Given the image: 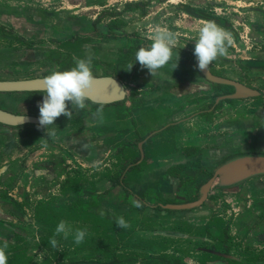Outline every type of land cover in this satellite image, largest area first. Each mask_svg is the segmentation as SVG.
Wrapping results in <instances>:
<instances>
[{"label": "rangeland", "instance_id": "rangeland-1", "mask_svg": "<svg viewBox=\"0 0 264 264\" xmlns=\"http://www.w3.org/2000/svg\"><path fill=\"white\" fill-rule=\"evenodd\" d=\"M212 11L215 10L211 8V5L204 4L202 0H0V17L5 15L22 17L25 20L23 36L28 40H38V46L42 48H50L52 46L49 43L50 40H66L75 35L82 37L80 44L66 45V47H69L67 50L62 45L59 53L63 54L62 57L67 62L75 61L77 58L85 59L89 54L92 55V58L96 55L100 59L97 53L98 50L103 52L106 50L109 54H114V57H101V59L108 64L109 68L112 66L120 68L119 72L121 70L123 73L121 81L127 89H130L129 95L136 97L133 108L141 112H155L154 110H156L160 115L163 114L161 113L162 110L169 109L165 107L168 101L165 93L170 86H179V83L182 85L180 86L182 89H186L191 84H205L207 86L206 90H197V92L186 95V97L185 94L181 96V101L176 102L173 106L174 110L170 109L171 111L179 110L183 105L189 107L191 102V106L202 105L203 109H206L210 106L205 105L206 96L211 98L219 94L231 93L232 89L208 84L192 70L191 73L184 72V79H178L175 81L176 84H170L168 81L164 82L163 77H158L159 75L162 76L163 73L169 74V71L165 69H158L157 75L152 77L147 68H141L139 63H134L131 71H127L130 62L124 63L122 60L124 55L121 50L124 48L119 49L117 53V49L113 47L116 42L111 39L109 34L118 35L122 34L119 32H127L132 37H140L141 40L152 42L151 36L154 28L161 26L175 34V46H181L194 53V39L197 37V28L202 25V22L199 23L200 20L197 19H209L224 28V11L218 13L219 17H213L211 15L213 14ZM13 33L14 28H10L9 32L0 30V42L8 47L18 46L19 41L15 39ZM118 36L122 37V35ZM127 43V48L131 45L150 44L133 38H130ZM228 52L229 59L224 60L223 57H220L209 67L218 76L231 78L257 89L263 98L264 74L261 75L257 71L251 70L238 59L239 57L234 52ZM6 67L10 70L11 65ZM60 67L41 68L36 75L51 74L53 71H59ZM103 68L106 67L103 66ZM21 69L27 70L29 67L23 66ZM26 73L27 71H24L22 74L27 76ZM150 97L152 98L149 99ZM42 100L43 95L16 96L5 94L0 95V108L39 117L37 105ZM186 103L187 105H185ZM152 104L156 106L151 107ZM77 112V115H79L80 110L77 109ZM187 112H191V110ZM67 120V117L61 115L55 122H59L63 126ZM111 139L109 138V142H111ZM248 143L257 144L258 142ZM124 147H127V145ZM124 149L127 150L126 148L119 150V152L121 151L120 155L124 152ZM125 163H118L119 170L117 172L121 171ZM195 172L188 180L182 183L173 180V184L158 178V175H154L158 172H155L153 175L146 177L148 181L150 180V195L153 198L164 197L167 198L166 200L171 199L178 202L194 198L197 183L207 177L206 172H201V170H199V173ZM91 181L89 179V182ZM84 191L85 196L90 193V188ZM119 192L118 195H109L108 193L102 196H85L81 205H78V202L67 204V206L53 202L44 205V207L41 206L40 218L36 219L41 226L28 227L29 230L26 234L28 237L34 236L33 239L30 238L27 239V242L21 241L13 245L8 244L12 247L20 246L23 252L18 257L8 256V259H14L12 261L8 260L7 264H21V260L27 261V259L29 262H41L43 264H57L59 261L67 263L71 256L75 258L74 260H80L81 254L84 253L83 245L82 243L76 245L71 234L67 239L63 237V234L56 235V248H53L49 242L61 220L67 221L73 230H86V236L91 237L89 243L85 244L86 251L90 254L89 248H91L92 242L93 246L97 243L101 246L104 241V246H106V241H112L118 233L120 234L119 246L121 251H126L127 249L124 247L127 245L124 242L128 239L127 235L129 233L140 239L157 240L158 242H155L151 250L148 251H151L152 255L162 253L173 258H168L169 260H164L167 262H160L161 264H264V238L260 241L256 239L257 241L246 242L245 236L243 237L239 232L234 236L228 234L230 222L223 218L225 211L223 192L213 191L209 198L213 207L204 206L200 208L195 212L194 218L187 217L186 214H179V217H176V215H163L157 212L151 215L149 212L144 213L143 211L137 212V215L129 213L123 216L129 227L123 229H120L113 220H109L111 224L108 226L102 224L103 219L98 217L105 218V216H98L101 211L97 210V212L95 210L97 208L103 210L104 205L110 208L116 203H127L128 197L126 194L121 190ZM149 193L150 191L147 194ZM115 230H118L117 235H115ZM45 231L46 235H44ZM108 232L112 234L109 237L106 235ZM41 236L47 241L41 243ZM0 246H3V244H0ZM208 250L217 251L218 254H216L217 252L210 254ZM9 251L11 252V250L6 252L9 253ZM148 251L137 252L136 254H139L137 258L131 260V257H127L126 259L130 260L131 263H124V260L119 258L116 264H157V262H144V256H147ZM110 261L108 257L103 259L105 263H111Z\"/></svg>", "mask_w": 264, "mask_h": 264}, {"label": "crops", "instance_id": "crops-1", "mask_svg": "<svg viewBox=\"0 0 264 264\" xmlns=\"http://www.w3.org/2000/svg\"><path fill=\"white\" fill-rule=\"evenodd\" d=\"M202 1L215 10L211 14L213 17H219L218 13L224 11V29L233 37L228 51L234 52L246 66L253 60L264 61V0ZM197 20L202 24L210 21ZM24 22L22 17L16 15L0 17V26L5 28L3 31L14 28L15 37H24ZM2 43L0 69L3 71L0 73H7L8 65L39 57V50L17 48V45L8 47ZM183 68L180 67L176 74L165 75L164 79L170 84L182 79L184 72L189 70ZM255 71L264 74L257 69ZM170 72H174L171 67ZM180 93L181 89L177 85L169 88L165 106L169 109L162 110L161 115L156 110L134 111L127 118H122L121 109L110 106L103 108L104 122L100 123L94 117L97 108L87 106L80 120L75 122L71 118L63 126L60 123L49 126V129H55L53 138L43 139L47 135L31 133L26 128L8 129L0 126V244L7 242L13 245L33 239L34 236L28 237L26 234L28 227L41 226L36 219L40 218V207L48 203L57 202L67 206L78 202L81 205L85 196H100L104 188L109 190V195H118V182L113 184L106 177L119 170L116 152L123 146L122 143L131 147L141 144L143 160L140 168L128 162L122 175L128 181L139 174L137 177L143 179L144 186L146 177L155 172L158 173L154 175L165 173L169 183L176 181V176L171 175L175 170L170 173L169 170L174 167H183L182 172L194 170L196 167L190 165L197 162L194 158L199 154H203L205 162L211 165L231 154L264 152V97L222 102L213 113L185 112L181 119H177L175 111L171 110H174L176 102L181 101L184 94ZM129 106L127 104L123 110L127 108L131 111ZM169 123L170 127L156 133L147 142H115L119 133L127 131L132 132L134 137L137 134L142 137L149 127L153 131ZM109 138H112L111 142H108ZM136 155H139L138 149L125 152L128 159ZM89 179L92 181L89 182ZM128 185L135 193H139L142 187L135 182ZM89 188L91 194L84 196V190ZM223 193V218L230 222L228 234L234 236L239 232L245 236L246 242L264 238V177L249 180ZM208 206L213 207L211 201Z\"/></svg>", "mask_w": 264, "mask_h": 264}, {"label": "flooded vegetation", "instance_id": "flooded-vegetation-1", "mask_svg": "<svg viewBox=\"0 0 264 264\" xmlns=\"http://www.w3.org/2000/svg\"><path fill=\"white\" fill-rule=\"evenodd\" d=\"M4 29L5 28L3 26H0V30L1 31H3ZM119 33H122V34H118V35H122V37H120L118 35L109 34V36H111V39L116 42L114 45L112 44L113 47L117 49L116 50L117 53H118L119 49L121 50V49L124 48L123 50H121V52L124 55L123 58H122L124 63H128V62L135 63V53H136V51H133L131 48L132 47H139V46H148V45H144V44L136 45V46L131 45V46H128V48H127L126 45L128 44L127 43L128 40L130 38H133V39H136V40L143 41V43H150L151 44V42H147V40H141L140 37H132L127 32H119ZM14 37H15V35H14ZM15 39L19 41V45L17 46V48H19V47L20 48H27V49H32L33 51L39 50L40 51L39 57L38 58H36V57L28 58L29 61H27V62L26 61H20L21 63H19V64L18 63L11 64V68L15 67L14 68L15 71H20L22 73H24V71H27V73H26V74H28L27 76H24V74H22V73H15L14 70H11V71L8 70L7 73H0V80L29 79V78H33V77H36V76L45 77V76H47L49 74L36 75V74L39 73V69L45 68V67H48L49 69H51L53 67H60L61 66L58 69L59 71L70 70L71 68L75 67V61H68L67 62L64 59V57H62L63 54L59 53V50H61L62 45L65 46L64 49L67 50L69 47H66V45H68V44H72V43L80 44V42L82 40V37L75 35V36H73V37H71L69 39H66V40H53V41L50 40L49 43L52 44V46L50 48H42V47L38 46L39 45L38 44L39 43L38 40H35V41L28 40L27 38L22 37V36H16ZM180 47L181 46H175L174 47L171 61L167 65L162 67L161 69L168 70L169 74H171L170 73V67L172 68L174 63H178V65L176 67L177 69H172L174 71L173 72L174 74L177 73L176 71H178L180 69V67H184L185 69H189L188 70L189 73H190L191 70L195 71L197 73V75H199L201 77V79L204 82L208 83V84H211L213 86H224V85H219V84H213V83H210V82L206 81L201 76V74L198 72V70L196 68L191 66L188 62H186V60L181 59V57L182 58L183 57H187L188 55L194 56V54L189 52V51H187L186 49H184L182 47L180 48ZM97 53H98L100 59L97 58L96 55H95L94 58H93V62H92V70H93L94 76H111V77L119 80L123 84V86L125 88V91H126V99H125V101L119 102V103H115V104H111V105H106V106H103V108L110 107V106H115V107L121 109V113L120 114H121L122 118H127L129 114H132L131 112L137 111L136 109L133 108V105L136 102L135 101L136 97L129 95V90L130 89L129 88L127 89V87H125V84L121 81L122 78H123L122 77L123 73L121 72V70L119 72L120 68H118V66H112L111 68H109L108 64L105 63L104 61H102V59H101V57L102 58H109L110 56L114 57L115 55L114 54H109L106 50L104 52L102 50H98ZM178 55H179V61H178ZM30 61H34V62H30ZM260 61H262V60H260ZM250 62H252V61H250ZM262 62H264V61H262ZM136 63H138V62H136ZM20 65L21 66H30V68L27 69V70L21 69ZM103 66L106 67V68H103ZM36 67H40V68H36ZM248 67L251 70L252 69L253 70L257 69L260 72H264V69H262V68H253V67H251L249 65H248ZM209 70H210V72L212 74L218 76L217 74L214 73V71L210 67H209ZM0 71H3V70L0 69ZM11 73H15V74L12 75ZM165 75H168V74H164L163 73L162 76L159 75L158 77H163L162 79H164ZM182 77H183L182 79H184L183 75H182ZM219 77H221V76H219ZM224 78H227V77H224ZM229 79H231V78H229ZM163 81L167 82V80H165V79ZM173 84H176V82H174ZM199 85H201V86H199ZM180 86H182V85L179 83L178 87H179V89H181V93L180 94H182V90H183V92L187 91V94H185L186 92L183 93V94H185V96L189 95L191 93H195V92H197V90H206L207 89V86H205V84H191V85L187 86L186 89H182V87H180ZM130 87H136V86H130ZM170 87H173V86H170ZM170 87H168L165 95H167V92L169 91ZM224 87H229V86H224ZM229 88H231V87H229ZM192 89H194L195 91L192 92ZM5 94H7V93H0V95H5ZM227 94H229V93H227ZM7 95L19 96V95H44V94L43 93H26V94L12 93V94H7ZM220 95H224V94H219L217 96H220ZM261 95L259 97H257V98H260ZM217 96H213L211 98L210 97L208 98L206 96L205 105H210L206 109L205 108L203 109L202 105L201 106L199 105L200 107L198 105L191 106V103H192L191 102V103H189L190 104L189 107H185L183 105L181 108H179V110L175 111L174 115L178 116L177 119H181L183 113H185V112L187 113L188 110H191V112H195V113H200V112H203L204 114L213 113L222 102L233 101V100H226V101H221V102L215 104L214 103V99ZM257 98H252V99H257ZM252 99H247V100H252ZM167 102H166V104H167ZM86 103H87V106H89V108H91V109L92 108L94 109V108L101 107V106H92L88 102H86ZM127 104H130L129 108H131V111L127 110V108L125 110H123L125 108L124 106H127ZM155 106L156 105H153L151 107H155ZM68 107H69V110H71L72 107H71V103L70 102L68 104ZM0 109H2V108H0ZM2 110L8 111L6 109H2ZM76 110H77V108H76ZM79 110H80V114L77 115L78 112L75 111V108L72 109V118L75 119L74 120L75 122L77 120H80L85 115V111L86 110H84V109H82V110L79 109ZM8 112H11V111H8ZM75 112H76V114L74 115ZM137 112H141V111H137ZM191 112H189V114H191ZM11 113H15V112H11ZM15 114H25V113H15ZM26 115H30V114L26 113ZM31 116L38 117V116H35V115H31ZM67 121H69V120H67ZM170 124L171 123H169L167 125L164 124L163 126L160 125L161 127H159L156 130H153V131H152V128L149 127L148 131H146V133L142 137L139 136V134H137L136 137H134V136L131 135L132 132H127V131L124 132L123 134L119 133V135H117L115 137V142H116V140H117V142H147L153 135H156V133H161L162 131H164L165 129L170 127L169 126ZM37 125L38 124H36V125L28 124V125H24V126H21V127H18V128H26L25 130L29 131L31 133L32 132L33 133H42L44 135H47L46 134V130L42 129V128H38ZM55 125H57L56 122H55ZM1 127H3V126H1ZM4 128H7V127H4ZM18 128H8V129H18ZM49 130H52V128H50ZM55 134H56V132H55ZM46 138H49V137L48 136H45V138L43 137V139H46ZM118 139H119V141H118ZM108 142H109V139H108ZM124 144L121 147V149L122 148H126L127 150L124 149L123 150L124 152H122L121 155H120L121 151L120 152L119 151L116 152V153H118L117 155L119 156V161H116V163L126 162L125 166H123L121 168L120 172H116V174L114 173V175H110V176H108L106 178L110 182L114 181V179L117 178L118 185L120 186L119 190H121L124 194H126V196L128 197V202L127 203H124V202L123 203H116L110 208H108V207H106L104 205L103 211H104L105 215H103V216H105V218L98 217L99 219H103L101 223L104 224V225L108 226L109 224H111V222L109 220L115 221V218L118 217V216H121V215L124 216L126 214L128 215L129 213L131 215H133V214H136L137 212H142V211L144 213L149 212L150 215L152 213L157 212V213H161L163 215L164 214L176 215V217H179V214H186L187 217L194 218L195 217L194 216L195 212L200 210V208H202L204 206L209 207L208 206L209 205V201H210L209 198H210V195H211V193L213 191H220V192L229 191V190H218V189H215V188H211V190L208 193L207 199L203 202V204L201 206H199L198 208H195V209H192V210L172 211V210L161 208L157 204H182V203L195 201L197 199V192H198L200 186L202 184H204L205 182H207V180H209V178L211 177V171L215 168V166L218 163H220L222 160H224L226 157H228V156L223 157L220 160H217L216 162H214V163H212L210 165L209 163L205 162V156L203 154H199L198 156H196L194 158V160L197 159V162L193 163V165H190V166L196 167V168H194V170L191 171V170L186 169L184 172H182L183 167H176V168L174 167L171 170H169V173L172 172L173 170H175V172H173L171 175L176 176L175 180H176V182H179V183H182L183 181L188 180L189 177L193 176L194 173H196L195 171H197V173H199V170H201V172H206L207 173V177L203 181L197 183L196 190H195V194H196L195 197L190 199V200H188V201H179L178 202V201L171 200V199L170 200H166L167 198H164V197L153 198L150 195L151 194L150 185H149V181L150 180L148 181L146 179V185L144 186L143 185V180H139L138 179L139 174H137L136 176H133L131 179H128V181H127V179L126 180L124 179V176L122 174H123L124 170L127 167V163L130 162V164L133 165L134 167L140 168V165H141L142 160H143V158L141 159V155H140V153H141L140 152L141 144H139V145L137 144V147H136V145L135 146L133 145L132 147L127 145V147H124V146H126ZM129 147H131V148H129ZM121 149H119V150H121ZM131 149L132 150L138 149L139 155H136L135 158H133V156L131 158V156H130V158L128 159L127 156H125V152H128ZM244 153H250V152H244ZM257 153H264V152H257ZM237 154H239V153H237ZM231 155H234V154H231ZM231 155H229V156H231ZM118 156H116V157H118ZM164 174L165 173L157 174L159 176L158 178H162L166 182L170 181V180L165 178L166 175L164 176ZM258 178H260V177H258ZM134 182H135V184L140 183L142 185V187L140 188V192L139 193H135L133 191V189H131V187L128 185V184L132 185V183L134 184ZM171 183L173 184V182H171ZM149 191H150V193L147 194ZM108 193H109V190L104 188L103 193H101L100 196H102L104 194H108ZM163 193H165V192H163ZM161 195H163V194H161ZM132 201H134V202H132ZM136 202H139L141 206H139V207L135 206ZM97 210L101 211V209H98V208L96 209V211ZM92 215H94V214H92ZM99 215H100V212H99L98 216ZM175 219H178V218H175ZM115 233H116L115 235H117L118 230H115ZM111 235H112L111 232L107 233L108 237L111 236ZM127 236H128V239L126 240V242H124V244L127 245V246L124 245L125 246L124 248L127 249L126 251H121V248L119 246L120 234L118 233L117 236L113 237L112 241H106V246H104V241L102 242L101 246L98 243L95 246H93L92 245L93 242H92L91 243V248H89V250L91 251V254L86 251L87 248L85 246V244L89 243V238H91V237L90 236H88V237L85 236L84 242L82 243L84 253L81 254L80 260H74L75 258L71 256V257H69L67 264H108L107 262L106 263L103 262V259H105L106 257H108L110 259H113V258H115V259H119V258L126 259L127 257H131L130 258V260H131V259L136 257L135 253H137V252H139V253L145 252V251H148L149 249L151 250L153 244L155 242H158L157 240H154V239H142V238L140 239V238L135 237L134 235L133 236L130 235L129 233H128ZM136 244L139 245V246H137L138 248H136V246H135ZM105 252L109 253V255H106ZM208 252L210 254H215V252H217V251L208 250ZM151 253H152L151 251H148L147 256H144V257H150V260L153 263L157 262V264H161L159 259L167 257V255L162 254V253L161 254H157V255H152ZM216 254H218V252ZM147 259H149V258H147ZM130 260L126 259L124 261V263H131ZM76 261L77 262L80 261V262L76 263ZM110 262H112V261H110Z\"/></svg>", "mask_w": 264, "mask_h": 264}, {"label": "clouds", "instance_id": "clouds-1", "mask_svg": "<svg viewBox=\"0 0 264 264\" xmlns=\"http://www.w3.org/2000/svg\"><path fill=\"white\" fill-rule=\"evenodd\" d=\"M151 41L150 45L141 46L136 51L135 63L138 62L141 68H147L151 76L154 77L157 75L158 69L171 61L173 49L176 45V36L167 28L157 26L152 32ZM194 41L193 54L197 60L196 67L199 71L204 72L209 69V66L215 60L229 54L228 49L233 43V37L230 32L215 22L206 21L199 27ZM92 59L91 54L85 59L77 58L75 67L66 71H53L42 79V87L38 91L44 95L42 102L37 105L39 108L37 126L45 129L49 138L55 136V130H49V126L54 125L58 117L63 115L70 120L72 118V109H85L87 107L86 102L92 98L95 92V82L97 81L92 70ZM133 64L130 63L128 65L127 71H131ZM177 65L178 63H175L173 69ZM112 81L115 83L114 79ZM69 102L72 106L71 110L68 107ZM94 117L98 118L100 123L104 122L103 106L97 108ZM25 120L26 116L24 115L20 118V123ZM84 147L86 148L87 145ZM248 158L251 159V157ZM135 206L139 207L141 205L136 202ZM100 215H105L103 210H101ZM115 224L120 229L129 227L122 215L115 218ZM60 234H63L65 239L71 234L74 238V243L79 245L84 242L86 230H73L67 221L61 220L55 228L54 236L49 241L53 248L57 247L55 236ZM7 247V242L0 246V264H7L8 262Z\"/></svg>", "mask_w": 264, "mask_h": 264}, {"label": "water", "instance_id": "water-1", "mask_svg": "<svg viewBox=\"0 0 264 264\" xmlns=\"http://www.w3.org/2000/svg\"><path fill=\"white\" fill-rule=\"evenodd\" d=\"M186 60L191 66L196 68L197 60L195 56L188 55L187 57H181ZM249 66L253 68L264 69V62L252 61L249 62ZM201 76L208 82L213 84H219L229 86L232 88V92L217 96L214 99V103L217 104L226 100H247L257 98L261 93L252 87H249L241 82L232 80L229 78L219 77L205 70L201 72L198 70ZM97 81L95 82V92L92 98L87 101L92 106H106L119 102H123L126 99V91L123 84L111 77V76H95ZM44 77H33L29 79H17V80H0V93H41L38 91L42 87V79ZM114 79L115 83L112 81ZM26 116V120L20 123V118ZM36 125L38 124V117H34L26 114H15L0 109V126L7 128H18L24 125ZM141 159L143 158V152L140 149ZM248 157H251L249 159ZM264 153L250 152L239 153L226 157L211 171V177L207 182L202 184L197 192V199L195 201L182 203V204H157L161 208L172 211H184L198 208L207 199L208 193L211 188L218 190H231L237 188L247 181L263 177L264 176Z\"/></svg>", "mask_w": 264, "mask_h": 264}, {"label": "trees", "instance_id": "trees-1", "mask_svg": "<svg viewBox=\"0 0 264 264\" xmlns=\"http://www.w3.org/2000/svg\"><path fill=\"white\" fill-rule=\"evenodd\" d=\"M141 46H139V47H132L131 49L133 50V51H137L139 48H140ZM113 182V184H117V178L116 179H114V181H112ZM79 205V204H78ZM49 217V216H48ZM44 235H46V231L44 232ZM107 235V234H106ZM225 236V235H224ZM40 240H41V243H42V241H47L43 236H41L40 237ZM22 246V245H21ZM136 246V248H138L137 246H139V245H135ZM8 250H11V252L9 251V253H7L8 255L7 256H13V257H18L19 255H20V253L21 252H23L22 251V249H20V246H17V247H12V246H10V245H8V247H7V249H6V251H8ZM13 250H15V251H13ZM24 250V249H23ZM105 254L106 255H109V253H107V252H105ZM136 254V253H135ZM139 254H136V257L135 258H137V256H138ZM147 258H149V259H147ZM168 258H171V257H166V258H162V259H159L160 260V262H167V261H164V260H169ZM14 258H12V259H8V260H10V261H12ZM122 260H126V259H124V258H121ZM120 259V260H121ZM134 259V258H133ZM171 259H173V258H171ZM112 262L111 263H108V264H116V263H118V262H116L117 261V259H115V258H113V259H110ZM120 260H118V261H120ZM22 261V263L21 264H43V263H37V262H29V260L27 259V261H24V260H21ZM78 262H80V261H78ZM77 261H76V263H78ZM144 262H147V263H150L151 262V260H150V257H144ZM123 263V262H122ZM9 264H12V263H9ZM45 264V263H44ZM57 264H67L66 262H62V261H59ZM169 264V263H168ZM171 264V263H170ZM174 264H176V263H174Z\"/></svg>", "mask_w": 264, "mask_h": 264}]
</instances>
